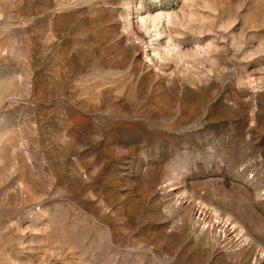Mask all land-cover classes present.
<instances>
[{
    "label": "rangeland",
    "instance_id": "374dc122",
    "mask_svg": "<svg viewBox=\"0 0 264 264\" xmlns=\"http://www.w3.org/2000/svg\"><path fill=\"white\" fill-rule=\"evenodd\" d=\"M0 264H264V0H0Z\"/></svg>",
    "mask_w": 264,
    "mask_h": 264
}]
</instances>
